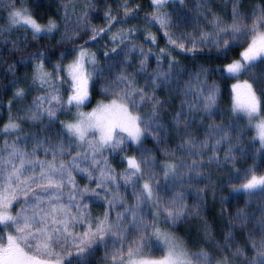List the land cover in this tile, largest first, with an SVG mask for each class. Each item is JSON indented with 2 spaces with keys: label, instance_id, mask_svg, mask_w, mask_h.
Here are the masks:
<instances>
[{
  "label": "snow or ice",
  "instance_id": "1",
  "mask_svg": "<svg viewBox=\"0 0 264 264\" xmlns=\"http://www.w3.org/2000/svg\"><path fill=\"white\" fill-rule=\"evenodd\" d=\"M16 2L17 0H10V30L26 26L24 30L30 29L34 39L41 33L57 30L55 21L49 20L47 25H42L28 8L15 7ZM168 2L169 0H152L154 12L160 14H154L148 23H159L166 30L169 44L181 51L195 52L206 43L224 50H228L231 44L246 45L240 52L239 59L226 64L218 72L222 78L236 81L231 85L232 115L246 119L248 126L256 132L254 138L264 146V75L257 77L254 72L258 64H264V5L258 4L251 15L247 16L240 11L241 0H224L232 6L231 23L222 16L213 14L209 21L212 32L200 33L199 40L193 38L190 41L191 47L185 49L183 38L170 34L171 21L168 13L163 11ZM179 3L183 4L184 0H179ZM200 3L207 6L208 0H200ZM112 19L109 17V20ZM107 30H94L90 39H97ZM146 38L155 43L154 36L149 34ZM128 39L130 36L124 33L113 34L112 51L115 52L117 41L123 43ZM139 51L142 53L140 71L146 72L148 53L143 48ZM160 52L163 54L165 49ZM74 53V58L67 64L63 63L62 53L61 61L53 65L51 71L46 69L43 54L35 57L39 62L33 68L32 82L44 89L46 94L37 97L23 117L37 121L47 116L52 121L58 111L72 114V121L62 122L60 142L53 144L47 138L35 137L33 142L36 148L27 152L19 147L21 125L16 119L10 115L8 122L0 129V135L11 137L15 134L17 137L11 143L6 140L4 148L0 149V264H87V258L97 245L104 246L106 250L111 245L109 255L112 264H229L227 257L215 260L203 249L190 252L181 239L161 227H172L188 214H200L196 205L191 208L186 205L184 186L195 191L200 204L203 203L199 193L204 189L198 187L197 183L202 175L199 167L203 163L199 158L202 151L209 148V142L215 139V143L211 145L213 155L209 158V163L219 164L215 153L219 150V145L230 137L228 129L221 125H208L205 129L206 136L202 140L193 138L188 129L194 112L206 113L211 118L219 93L218 85L205 83L202 77L207 75V71L201 69L192 77L196 81L195 99L182 101L181 110L173 118L174 127L182 136L178 148L197 159L192 160L191 164L171 161L159 165L165 185L180 184V190L175 191L165 203L157 194L159 185L153 174V169L158 165L152 161L150 166L151 153L143 149V140L151 135L158 143H163L166 129L159 123V112L164 101L156 96V89L172 82L174 61L169 62V70L165 71L160 67V57H157V70L149 77L150 89L139 87L134 77L123 71L114 77L110 76L100 88L103 99L96 102L91 112H84L83 108L91 104L97 78L105 70L97 67L95 53L84 45L74 49ZM241 75L249 78L241 80ZM65 84L68 85L66 98L62 94ZM188 88L189 92L185 95L191 93V84ZM24 96L25 90L18 88L15 97ZM185 104L187 112L184 110ZM142 108L150 109L146 116L142 113ZM9 111L11 112V104ZM129 142L140 146L142 152L139 159L126 158L127 168L119 177L125 186L133 188L136 203L131 206H127L120 195L121 186L117 183V175L108 165L105 155L124 151ZM40 151L46 157L50 154L51 159L39 160L37 157ZM73 151L75 155L65 161V156L71 155ZM172 155L175 156V153ZM234 159L229 147L224 162ZM74 172L84 174L89 182L95 180V188L86 186L80 189L75 182ZM97 172L98 175L95 174ZM142 173L148 176V180L140 187ZM233 191L248 195L264 192V174H258L256 169H249L242 177L239 187L233 186ZM88 195L103 199L108 205L102 217L93 219L87 211L88 204L82 201ZM13 204H19V210L15 213L12 210ZM118 204L123 207L116 212L113 220L110 212ZM146 204H152L155 208L151 223H147L141 214V206ZM248 222V217L242 210L236 217L230 218V227L235 223L245 226ZM261 223L264 227V217ZM77 226H81L83 231L74 232ZM129 229L136 233V238L131 242H128ZM205 229L207 231V225ZM230 237L231 232L226 237L225 248ZM153 239L158 242L162 251L158 258L145 254ZM249 239L255 254L248 264H264V233L259 242L251 236ZM243 254L244 250L237 247L232 255ZM73 256L76 258L75 262L71 259Z\"/></svg>",
  "mask_w": 264,
  "mask_h": 264
},
{
  "label": "trees",
  "instance_id": "2",
  "mask_svg": "<svg viewBox=\"0 0 264 264\" xmlns=\"http://www.w3.org/2000/svg\"><path fill=\"white\" fill-rule=\"evenodd\" d=\"M258 4L264 5V0H241L240 11L250 16ZM15 7L28 8L42 25H47L49 20L57 24V30L51 35L36 39L25 30L14 28L10 30V0H0V129L8 122L10 115L16 119L21 125L19 147L27 152H32L36 148L33 142L35 137L47 138L53 144L59 143L62 138L59 135L63 131L62 122L73 120L71 114L64 111H58L52 121H49L47 116L37 121L23 118L33 101L46 94L44 89L32 82L33 68L39 62L35 57L43 54L46 69L51 71L52 66L61 61L62 53L63 63L67 64L74 58V49L80 45L94 52L98 61L97 67L105 71L97 78L92 103L103 99L100 88L110 76L114 77L123 71L133 76L139 87L150 89L149 77L157 70V57H160V67L165 71L169 70V62L174 61L175 67L171 70L172 82L156 89V96L164 101L159 112V123L166 129L163 143H158L151 135L143 140V149L151 153L150 166L152 161L158 165L153 169V174L156 176L155 182L159 185L157 194L165 203L172 198L175 191L180 190V184L165 185L159 165L171 161L191 164L192 160L197 159L178 148L182 136L174 127L173 118L181 110L182 101L195 99L196 81L192 77L201 69L207 71V75L202 77L204 82L209 85L215 83L219 88L216 106L212 110L211 118H208L206 113L194 112L190 117L192 124L188 130L193 138L202 140L206 136L205 129L208 125H221L228 129L230 138L221 143L215 153L220 161L219 164L209 163V158L213 155L211 145L215 143V139L209 142V148L204 149L199 158L203 163L199 167L202 175L197 179V183L198 187L204 189L199 193L203 203L200 204L195 191L184 186L186 205L189 208L196 205L200 214H188L172 227L163 226L181 239L192 253L203 249L215 260L227 257L229 264H248L255 254L250 236L259 242L261 234L264 233L261 223L264 217V192L248 195L233 194L232 190L233 186H239L242 177L249 169H256L258 174H264V146L253 138V132L244 118H236L232 115L231 85L236 81L222 78L218 72V69L224 68L226 64L239 59L240 52L246 45L231 44L228 50H224L206 43L195 52L181 51L169 44L168 36L165 35L166 30L161 28L159 23L155 21L148 23L154 14H160L154 12L151 0H26V2L17 0ZM163 11L168 13L171 21L170 34L183 38L187 49L191 47L190 41L193 38L199 40L200 33L212 32L209 21L213 14H218L231 23L232 6L224 0H208L207 6L200 3V0H184L183 4L168 3ZM109 17L113 19L109 20ZM100 29L108 30L101 33L97 39L91 40L92 32ZM116 33L129 35L130 39L123 43L117 41L116 50L113 52L112 35ZM149 34L155 37V43L146 38ZM85 41L88 43L85 44ZM133 48L135 50H131ZM140 48L148 53L146 72L140 71L142 61ZM161 49H165L163 54L160 52ZM254 72L257 77L264 75V64H258ZM248 78L244 75L240 77L241 80ZM189 84H191V93L185 95L189 92ZM18 88L25 90L23 98L15 97ZM62 94L64 98L67 97L68 85H63ZM184 110L187 112V104L184 105ZM141 111L146 116L150 109L142 108ZM16 139L15 134L11 137L0 135V149L4 148L6 140L11 143ZM229 147L235 159L225 163L224 158ZM172 153H175V156ZM141 154L140 146L131 142L125 146L124 151L105 153L108 165L115 170L117 183L121 186L120 195L127 206L136 203L133 188L130 185L125 186L119 177L127 168L126 158L139 159ZM72 155H75V151L71 155H66L65 161L70 160ZM37 158L41 161L50 160L51 155L46 157L40 151ZM26 174L31 175V173ZM142 175L143 179L139 180L140 187L143 181L148 180L146 174L142 173ZM73 176L80 189L86 186L90 189L95 188V180L89 182L84 174L78 172H74ZM109 193L111 194V189ZM82 203L88 204L87 211L93 219L102 217L108 208L103 199L91 195L85 196ZM122 207L118 204L116 209L110 212V218L114 220L116 212L121 211ZM12 210L13 213L18 211L19 204H13ZM242 210L246 213L249 222L245 226L235 223L230 227V218L236 217ZM154 211L155 208L151 210L148 204L141 206V214L147 223H151ZM73 231L81 232L83 228L77 226ZM129 232L128 242H131L136 238V233L132 229H129ZM229 232H231L230 242L225 248ZM237 247L244 250L243 255H232ZM110 250L111 245L107 250L104 246L97 245L87 258V264H112ZM145 254H152L157 258L162 255L154 239L145 250ZM71 259L75 262L76 258L73 256Z\"/></svg>",
  "mask_w": 264,
  "mask_h": 264
},
{
  "label": "rangeland",
  "instance_id": "3",
  "mask_svg": "<svg viewBox=\"0 0 264 264\" xmlns=\"http://www.w3.org/2000/svg\"><path fill=\"white\" fill-rule=\"evenodd\" d=\"M151 3H152V0H151ZM168 3H179V0H169V2ZM167 3V4H168ZM166 4V5H167ZM180 4V3H179ZM152 7L154 8V5L152 4ZM26 28V26H23V27H20V26H18V27H16V28H14V29H21V30H24ZM25 31H27V32H29L30 34H32L31 33V30L30 29H28V30H25ZM54 32V31H53ZM52 32V33H53ZM52 33H41V35L39 36V37H41V36H49V35H51ZM69 62H71V61H69ZM68 62V63H69ZM38 85V84H37ZM39 86V85H38ZM106 102V101H105ZM95 105H96V103H92V101H91V104H89V105H86L84 108H83V111L84 112H91L92 111V109L95 107ZM75 110H73V112H74ZM71 116L73 117V115L71 114ZM245 121H246V123H247V120L246 119H244ZM247 125H248V123H247ZM251 128V127H250ZM251 130H252V132H253V138L256 136V132H255V130L253 129V128H251ZM255 139V138H254ZM255 140H257L258 141V139H255ZM126 163H127V160H126ZM143 183H145V181H143L142 182V185H143ZM237 187H239V186H237ZM232 192H233V194H239V193H244V192H235V191H233L232 190ZM149 205V207L151 208V210H153V205L152 204H148ZM161 227L162 228H164L165 230H167V231H169L170 233H172L167 227H165V226H163V225H161ZM173 234V233H172ZM174 235V234H173ZM175 236V235H174ZM176 237V236H175ZM156 243H157V245H158V242L156 241ZM158 247L160 248V246L158 245Z\"/></svg>",
  "mask_w": 264,
  "mask_h": 264
}]
</instances>
